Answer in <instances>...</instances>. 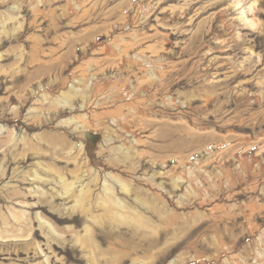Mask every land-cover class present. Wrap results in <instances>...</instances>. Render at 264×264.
<instances>
[{
    "label": "rangeland",
    "instance_id": "1",
    "mask_svg": "<svg viewBox=\"0 0 264 264\" xmlns=\"http://www.w3.org/2000/svg\"><path fill=\"white\" fill-rule=\"evenodd\" d=\"M0 264H264V0H0Z\"/></svg>",
    "mask_w": 264,
    "mask_h": 264
},
{
    "label": "bare ground",
    "instance_id": "2",
    "mask_svg": "<svg viewBox=\"0 0 264 264\" xmlns=\"http://www.w3.org/2000/svg\"><path fill=\"white\" fill-rule=\"evenodd\" d=\"M54 146V145H53ZM35 156V155H34ZM28 159H30V158H28ZM55 161V160H54ZM61 162H57V161H55V162H53V165H54V167L53 168H50V170H51V172L49 173L50 175H52V176H54V177H57L56 175L58 174V178L60 179H58L59 181H57V178H56V182L57 183H61V179H63V181H62V183H64V180H65V178H63V176H62V174H61V171H60V169H55L56 168V166L58 165V164H60ZM64 174V173H63ZM34 175V174H33ZM32 175V176H33ZM75 176V175H74ZM77 178H78V176H77ZM34 179L37 181V182H40V183H42V184H46L47 182H49V180H47V179H44V177H42L38 172H36L35 173V175H34ZM67 181V180H66ZM74 183V182H73ZM73 183H71V184H73ZM65 185L66 184H68V183H64ZM68 186H71V185H68ZM66 193V192H65ZM64 193V194H65ZM68 194V193H67ZM109 196H110V194H109ZM109 196H107V198H111V197H109ZM43 198V197H42ZM103 199V198H102ZM40 200H41V198H40ZM46 200V199H45ZM45 200H43V202L44 203H46L47 205L46 206H48L49 208H53V204L52 203H50V202H48V201H45ZM113 200H115V199H113ZM102 201V200H101ZM108 203H106V204H109V205H105L106 207H104V208H108L109 206H113V204L111 203V201H107ZM114 207V206H113ZM43 208H45V207H43ZM111 208V207H110ZM45 210V209H44ZM50 210V209H49ZM112 210H114V209H112ZM118 211V210H117ZM48 212H50V211H48ZM15 218L17 219V220H20L22 217H20V216H15ZM54 218L56 219V221H64V219H62V218H60V217H56V216H54ZM27 223V222H26ZM41 228L42 227H44V223H42L41 222Z\"/></svg>",
    "mask_w": 264,
    "mask_h": 264
}]
</instances>
